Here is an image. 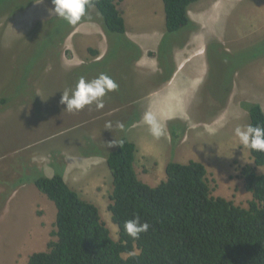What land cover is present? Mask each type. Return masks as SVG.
I'll return each mask as SVG.
<instances>
[{"label":"rangeland","instance_id":"374dc122","mask_svg":"<svg viewBox=\"0 0 264 264\" xmlns=\"http://www.w3.org/2000/svg\"><path fill=\"white\" fill-rule=\"evenodd\" d=\"M33 1L0 0V194L14 189L6 202L0 200V264H28L32 253L47 250L48 243L55 240L52 236L57 214L54 203L33 183L28 194L19 187L22 186L21 179L34 175L32 167H37L44 174L53 173L51 164L57 150H60V155L56 157L65 159L70 167L66 170L69 185L98 206L113 239L119 240V229L113 223L109 210L113 187L106 160L103 157H86L85 152H92L98 146L91 142L84 145V141H79L89 137L106 144L107 151L115 148L116 141L111 140L116 137V131L113 126L106 127L111 119H79L85 109L68 112L66 105L60 103L62 92L70 84L67 82V71L72 63L67 48L69 37L80 24L89 21L82 18L65 39L62 53L58 56L59 50L52 52L48 45L50 42L42 41L34 29L36 23L55 16L49 12L54 7L52 0H36L25 8ZM146 3L137 7L132 17H139L133 27L129 25V30L138 33L139 38H148L153 28L158 32L166 31L164 15L156 16L153 12L155 2L147 0ZM17 9L11 16V10ZM190 9H197L194 14H199L207 26V36L203 37L207 76L188 109L192 118L183 119L189 127L183 148L178 151L172 145L171 148L163 136L154 138L145 127L132 131V137H138L136 142L139 146L149 142L157 151L167 152L170 148L169 162L197 160L204 163L212 196L223 197L236 206L248 208L253 197L244 188L241 170L246 165H254V160L250 149L244 148L235 136V128L250 124L241 102L258 103L264 110V56L251 58L250 55L255 45L257 51L264 50V0H199ZM58 25L59 22L52 30ZM199 32H187L186 36L190 39ZM50 41L58 42V36L53 32ZM217 44L222 45L219 51ZM115 75L121 86L131 91L135 89L138 78L134 76L133 69L123 65L116 69ZM226 75L233 91L227 107L215 116L216 112L213 115L208 106L213 103L206 100L205 93H209V88L205 86L216 84ZM149 77L157 83L154 76ZM133 110L138 112L135 108ZM231 114L236 117L228 118ZM129 131L126 130L124 136L129 137ZM112 143L115 146L110 148ZM68 148L73 151L68 153ZM146 160L144 154L138 156L135 164L138 177L150 186H157L166 178L165 169L155 172L153 166L150 171H145ZM105 165L109 173L103 170ZM97 168L99 180L96 181ZM258 172L262 173V168H258ZM24 182L30 183L28 180Z\"/></svg>","mask_w":264,"mask_h":264},{"label":"trees","instance_id":"16d2710c","mask_svg":"<svg viewBox=\"0 0 264 264\" xmlns=\"http://www.w3.org/2000/svg\"><path fill=\"white\" fill-rule=\"evenodd\" d=\"M198 1L162 0L166 32L157 51L149 53L159 63L160 73L154 75L158 85L169 82L173 77L176 70L174 51L187 45L189 36L186 33L201 31V26L189 15L190 6ZM30 2L25 8L36 0ZM18 10H11V16ZM84 19L99 21L109 49L101 60L86 61L68 69L67 82L76 86L82 76L92 80L100 74H107L119 86L116 93L126 90L128 95H134V92L121 86L115 72L123 65L132 69L133 61L141 57L142 51L127 37L125 20L117 0H92ZM57 22L59 25L52 30ZM76 26L54 16L36 23L34 29L39 32L42 41L50 42L48 45L52 52L59 50L56 54L60 56L65 39ZM37 28L43 32L40 33L41 29ZM52 32L58 36V42L50 41ZM180 32L183 33L179 35ZM255 47L251 48V58L264 56V50L257 51ZM219 49H222L221 44H217ZM89 52L93 57L99 55L92 49ZM205 88H209V93H205L206 100L213 103L208 106L213 115L216 112V116L230 101L233 91L230 78L226 75ZM241 107L248 113L251 125L264 126V110L260 104L243 101ZM118 110L107 106L97 110L92 105L85 108L79 119H101ZM135 112L133 108L122 109V119L116 116L108 122L116 131V137L111 140L116 141V146L112 150L107 151L106 144L89 137L79 140L84 141V145L91 142L98 146L92 152H85L86 157H103L106 160L113 187L109 210L113 223L119 229V240L113 239L98 206L68 184L65 179L67 164L65 159L56 157L60 155V150H57L51 164L54 171L52 177L32 167L34 175L21 179V184L26 183L25 180L33 183L57 209L55 230L52 232L55 240L48 243L47 250L32 253L28 264H264V152L250 149L254 165H246L241 170L244 188L253 197L248 208L236 206L223 197H213L208 184V170L204 163L197 160L169 162L165 169L166 180L157 186H150L139 179L135 169L137 147L124 136L125 131L139 120ZM118 123L124 125L123 129L117 127ZM188 129V124L182 120L169 122L173 149L181 144ZM258 168H262L263 172L259 173ZM8 192L0 194V200L6 202L14 189ZM135 217L150 225L149 230L140 234L138 239L129 236L124 228L125 221Z\"/></svg>","mask_w":264,"mask_h":264},{"label":"crops","instance_id":"0c3cea01","mask_svg":"<svg viewBox=\"0 0 264 264\" xmlns=\"http://www.w3.org/2000/svg\"><path fill=\"white\" fill-rule=\"evenodd\" d=\"M146 1L147 0H117L118 9L122 13V16L125 20L127 37L141 49L142 55L138 60L133 61L132 64L134 76L138 78V83L136 84L135 89L132 91L135 94L128 95L125 90H121L119 94L116 93L117 91L108 93L103 100L105 106H107L108 108H117L120 110L116 112H113V110L102 118L113 119L117 116L118 119H122V114L120 113L122 109L135 108L138 111L135 112V114H138L137 119H142L144 113L151 109L154 114L157 115L158 119L166 126L167 132L168 123L170 121H183V119L186 121L187 119L189 120L192 118L188 112V109L190 108V105H192L193 101L197 98L199 89L204 83L207 76L206 44L203 37L207 36L206 33L208 31L204 21H201L200 19L201 16L199 14L198 16L194 14V10L197 11V9H190V17L193 21L201 26L202 30L198 34L190 36L189 42L186 46L182 48L178 47L175 49L174 61L176 64V70L170 81L161 85H158V83L155 84L156 81H154L153 77L149 76H154L160 73V68L157 58L150 56L149 53L157 51L166 31L163 32L162 30L161 32H158L157 29L153 28L152 35L148 36V38H139L138 33L129 30V25L133 27L134 21L139 17L138 15L132 17L133 13L136 11L137 7H140V5L147 4ZM153 1L155 2V8L153 10L154 14L158 16L162 13L165 18L164 4L162 0ZM210 36L214 37L212 36V34ZM67 48L69 50V53L71 54L70 59L72 60V63L69 65L70 70L72 69V67L80 66L86 61L92 62L101 60L108 52L109 43L101 25H99L98 22H84L80 24L73 32V34H71V36L69 37ZM89 49L98 51L99 55L97 57H93L90 54ZM144 81H147L150 85L148 83H143ZM68 88L74 89L75 85L73 83H70L67 85V89ZM120 96H122L123 98H121ZM132 96L134 98H131ZM231 116H233V118L236 117L231 114L230 116H228V118ZM142 127H145L149 131V127L148 125L143 123V119L140 122L133 124L128 129L130 131L129 137L127 138L134 142L137 147L135 164H137L138 156L140 154H144V156L147 157V165L143 168V170L150 171L153 166L155 169L153 171L155 172H159V169H166V166L171 158L172 152H169L171 149L169 148L167 152L164 150L157 151L154 148H151L152 145L149 142L148 145L145 144L144 146H139L137 144L138 141L136 142L138 137H132V131L140 129ZM146 137L147 139H150V135H147ZM163 138L166 140V144H170L169 146L171 147L170 135L166 134L163 136ZM180 148H183V141L175 150L178 151ZM71 151L73 150L68 148L67 152L70 153ZM177 151H175V155ZM69 168L70 167L67 163L65 169V179L66 170H68ZM97 170L98 168L96 169L94 176V179L96 181L99 180ZM103 170L106 173H109V171H107V168H103ZM53 174L54 171L50 174L45 173V175L48 177H52ZM163 179L165 180L166 178ZM29 186H32L31 182L24 185L22 184L19 189H21L22 192L28 194V191H32V189H29ZM33 186L35 185L33 184ZM26 187L28 188L25 189ZM75 190L78 191L77 189ZM16 191H18V189Z\"/></svg>","mask_w":264,"mask_h":264},{"label":"clouds","instance_id":"9594fccd","mask_svg":"<svg viewBox=\"0 0 264 264\" xmlns=\"http://www.w3.org/2000/svg\"><path fill=\"white\" fill-rule=\"evenodd\" d=\"M53 8L49 9L51 15L66 21L69 25H78L92 6V0H52ZM118 84L107 74H100L97 78L87 80L83 76L78 80L75 88H68L62 92L60 103L66 105V111L78 112L95 105L97 110H102L105 96L118 90ZM143 123L148 125L149 131L154 138L159 139L166 135V126L158 119L157 115L149 109L143 115ZM111 128V123L106 125ZM123 129V124H117ZM235 136L244 148L257 152H264V126L251 124L235 128ZM110 148L115 143L109 144ZM150 225L141 222L139 217L125 221L124 228L129 236L138 239L140 234L146 233Z\"/></svg>","mask_w":264,"mask_h":264}]
</instances>
